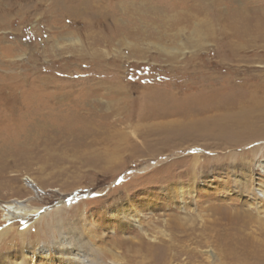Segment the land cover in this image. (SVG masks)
<instances>
[{
    "label": "rangeland",
    "instance_id": "374dc122",
    "mask_svg": "<svg viewBox=\"0 0 264 264\" xmlns=\"http://www.w3.org/2000/svg\"><path fill=\"white\" fill-rule=\"evenodd\" d=\"M199 3L0 0V264L67 238L92 264H264V137L156 126L264 86V0H234L238 32ZM15 200L35 213L9 219Z\"/></svg>",
    "mask_w": 264,
    "mask_h": 264
},
{
    "label": "bare ground",
    "instance_id": "6f19581e",
    "mask_svg": "<svg viewBox=\"0 0 264 264\" xmlns=\"http://www.w3.org/2000/svg\"><path fill=\"white\" fill-rule=\"evenodd\" d=\"M197 1L200 3L202 2L200 5L202 6V9L205 10L207 8H210L213 10V18H217L221 21L223 20L226 24L235 26L237 28V32L246 25H238L247 20V17L240 12L241 10L238 7L235 6L236 3H234V0ZM234 7L238 9H235ZM262 12L264 13V10ZM262 12L261 14H263ZM258 18L262 19V21L264 19V17ZM70 40L72 43L73 41L74 43H77L79 41L77 39ZM204 93L200 94V101L203 100L200 104L192 105L189 107L184 106V108H179L178 106V108L176 107L174 109L164 111L163 115H174L178 117H174L175 119H168L166 121L158 122L156 123V126L160 128V131L172 134V137H175V135L178 134H187L191 139L194 140H205L212 138L213 140H217L219 145L228 147H232L238 144L246 145L250 142H257L260 139L262 140V137H264V86H250L249 88H245V86H242L240 89H234L232 86V88H229L228 91L224 93V95L218 94V91H210L208 93H205L206 96L204 95ZM27 135L28 134L26 133L25 138ZM23 141L24 140L22 138V142ZM32 183L34 184L35 181L29 178L28 184L31 185ZM260 192L262 194H260ZM248 193L253 195L255 199L260 198L262 195L264 196V190L259 188L248 189ZM1 208L4 211V214L8 215L7 217L9 219L28 218L36 211L30 209L21 200H15L11 203L1 205ZM68 239L69 238L65 239L62 242L59 241V244L55 247L56 249L45 247L42 244L40 246H37L36 248H32L31 250L21 249L22 254L20 257H18L20 259H15V264H42V260H39L40 258L49 260V264H57L55 261L56 258H60L61 264H92V260L89 261L90 259L88 257L89 250H85L87 249L85 244H70L68 243ZM3 262L4 263L2 264H7L4 260Z\"/></svg>",
    "mask_w": 264,
    "mask_h": 264
}]
</instances>
